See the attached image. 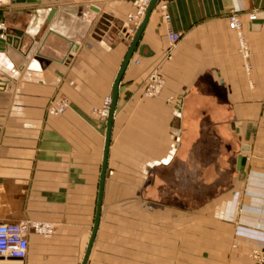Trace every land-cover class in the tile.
<instances>
[{
  "label": "crops",
  "instance_id": "crops-1",
  "mask_svg": "<svg viewBox=\"0 0 264 264\" xmlns=\"http://www.w3.org/2000/svg\"><path fill=\"white\" fill-rule=\"evenodd\" d=\"M132 9L0 0L13 36L0 41V223L52 227L28 234L24 259L0 264H83L109 132L97 109L136 34ZM170 31L181 38L168 57ZM154 73L163 85L148 96ZM55 96L69 101L60 115L47 111ZM177 234L193 249L183 255L205 264H255L264 246V0H158L119 82L86 264H160L176 256Z\"/></svg>",
  "mask_w": 264,
  "mask_h": 264
},
{
  "label": "built area",
  "instance_id": "built-area-1",
  "mask_svg": "<svg viewBox=\"0 0 264 264\" xmlns=\"http://www.w3.org/2000/svg\"><path fill=\"white\" fill-rule=\"evenodd\" d=\"M152 0H133V9L127 14L125 26L128 34H135L140 24L142 23L148 7ZM161 9L165 12V19L170 21L171 15L168 11L167 3L161 5ZM250 21L256 19V15L249 16ZM230 27L235 29L240 36V52L245 60H248L250 56V50L248 44L242 34V24L236 15L230 17ZM0 28L5 32L0 34L1 37L7 38L11 35L7 26L4 23H0ZM12 36V35H11ZM181 33L170 31L168 34L169 48L168 57L171 56L170 50L180 40ZM163 85V79L157 73L150 76L147 84L145 94L148 96H156L161 90ZM112 97L108 96L104 99L103 104L97 109V114L105 119L108 118L111 111ZM69 106V101L66 97L55 96L50 99L47 105V111L52 115H60L66 111ZM33 231L39 234H48L52 232V227L48 223L43 222H31L21 221L18 223H0V257H9L16 259H24L29 250L28 234ZM251 256L255 260V264H264V246L260 248H254L251 251Z\"/></svg>",
  "mask_w": 264,
  "mask_h": 264
},
{
  "label": "water",
  "instance_id": "water-1",
  "mask_svg": "<svg viewBox=\"0 0 264 264\" xmlns=\"http://www.w3.org/2000/svg\"><path fill=\"white\" fill-rule=\"evenodd\" d=\"M12 1H14V2H38L40 0H12ZM157 2H158V0H152L150 6L148 7L146 15H145L142 23L140 24V26H139V28H138V30H137V32H136V34H135V36H134V38L132 40V43H131L130 48L128 50V53H127V55H126V57H125V59H124V61L122 63L121 69L119 71V74H118V77H117V80H116V83H115L114 94H113V97H112L111 111H110V115H109V132H108V136H107L105 162H104V166H103V173H102L101 185H100V190H99L98 208H97V215H96V224H95V227H94V230H93L91 241H90L86 256L84 258L83 264H86V262H87L90 249L92 247L95 235L97 233V229H98L99 221H100V216H101V205H102V200H103V185H104L105 173H106V159H107L108 146H109V140H110V130H111V125H112V118H113V115H114L116 101H117L119 82L121 80V77H122V75H123L128 63L130 62L131 56H132L134 50L136 49V46H137V44L139 42V39H140V37L142 35V32H143V30L145 28V25L147 24L149 16H150V14H151V12H152V10H153V8H154V6L156 5ZM12 39H13V36H11V35H9L7 38H3V37L0 36V41H3V42H6V41L11 42ZM16 39L17 38H14V40H16ZM241 160H242V157L240 156L239 160H238V166L239 167L241 166Z\"/></svg>",
  "mask_w": 264,
  "mask_h": 264
},
{
  "label": "rangeland",
  "instance_id": "rangeland-1",
  "mask_svg": "<svg viewBox=\"0 0 264 264\" xmlns=\"http://www.w3.org/2000/svg\"><path fill=\"white\" fill-rule=\"evenodd\" d=\"M185 240L183 235L177 234V247H176V256L175 257H167L162 256L160 257V264H205L203 263L199 257L195 256H185L183 253L193 251V249H186L185 248Z\"/></svg>",
  "mask_w": 264,
  "mask_h": 264
}]
</instances>
